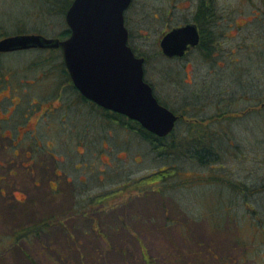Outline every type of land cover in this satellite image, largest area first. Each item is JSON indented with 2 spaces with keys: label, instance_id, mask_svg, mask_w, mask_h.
I'll return each mask as SVG.
<instances>
[{
  "label": "rangeland",
  "instance_id": "rangeland-1",
  "mask_svg": "<svg viewBox=\"0 0 264 264\" xmlns=\"http://www.w3.org/2000/svg\"><path fill=\"white\" fill-rule=\"evenodd\" d=\"M197 1L133 0L125 12V26L129 31L128 45L147 59L145 79L163 102L174 108L189 104L190 108L200 110L196 119L212 117L219 111L241 115L242 118H232L223 124L226 132L222 131L219 136L224 142L220 147L230 149L219 150L223 159L219 162L223 168L215 162L213 167L209 165L207 168L194 162L177 161L180 170L204 178L207 176L206 179L186 184L171 179L165 184L168 188L163 189V194L160 193L161 184L157 185L159 192L134 190L140 181L145 180L143 178L150 177L167 162L155 158L134 134L127 135L119 128L108 129L99 114L92 115L78 102L73 105V91L67 85L62 113L64 130L61 132L64 147L54 152L46 146L44 156L48 159L55 154L59 159L64 156L65 172L76 179L73 186L76 189H71L72 193L68 195V187L64 184V194L67 195L55 199L48 194L49 185L42 183L41 187L29 190L35 191L39 198L26 200L27 205L16 199L0 197V264H65L59 258L60 254L67 259V264H148L143 253L149 264H236L235 260L240 264L238 258L243 249L239 246L245 247L248 257L256 255L260 237L252 230H261L258 233L262 234L263 229L254 224L249 226L247 219L255 216L234 192L239 191L237 185H223L212 178L223 176L234 183L246 184L250 189L264 185V110L256 109V106H264V0H211L220 16L214 27L218 50L209 59H204L197 51L184 59L165 58L159 45L163 35L168 28L189 23L194 17ZM48 2L0 0L1 32L15 31L20 25L27 26L28 31L58 36L68 28L59 12H64L71 0ZM39 59L37 53H16L0 56V66L5 68L3 73L6 74L10 66L16 68L23 64L18 72L35 76L34 69L40 68V63L33 62ZM54 66L52 64L50 69H56ZM42 79L45 83H39L47 86L45 78ZM35 80L25 83L32 87ZM53 84L50 74L48 89L54 92ZM247 109L251 114H247ZM186 118L194 120L189 116ZM75 123L77 127L90 125L92 128L90 132L77 130ZM185 126L186 122L178 125L176 134L179 139ZM72 129L76 130L73 134ZM56 135L53 130L50 138L55 141ZM233 142L234 147H231ZM77 143L82 146L77 148ZM214 158L218 159L216 155ZM79 164L81 169H75L74 166ZM79 176H88V183H80ZM99 177L105 180V185L131 181L133 190L124 197L98 205L96 211L89 208L86 215L70 210L92 204L90 198L94 192H101ZM110 177L113 178L109 180ZM175 184L176 187H170ZM255 194H250L248 201L253 208L264 209V190L259 192L260 195ZM16 196L23 200L22 195ZM13 203L15 208L12 207V211L8 207ZM63 203L65 209L58 210ZM224 205L235 215V220H229L224 214ZM27 207L29 210L25 213ZM34 208L39 215L32 216ZM57 212L62 214L57 218L60 224L62 220L63 226L57 227V218L47 215ZM41 213L47 215L43 223L30 225V219L43 216ZM221 213L225 215L221 226L223 233L216 232L220 229L218 217ZM91 218L101 225L96 230L91 229ZM47 224L53 228L50 239H31L34 235L48 236ZM187 225H191L189 228L196 240L186 241L189 233H185L184 228ZM137 239H140L143 250ZM256 263L264 264V259L257 257Z\"/></svg>",
  "mask_w": 264,
  "mask_h": 264
},
{
  "label": "flooded vegetation",
  "instance_id": "flooded-vegetation-1",
  "mask_svg": "<svg viewBox=\"0 0 264 264\" xmlns=\"http://www.w3.org/2000/svg\"><path fill=\"white\" fill-rule=\"evenodd\" d=\"M198 17H200V19L196 20ZM219 18H220L219 13H217V11L215 10L213 1L211 0L197 1L193 19L189 23L179 24L173 27L172 29L168 28L167 32L163 35V37L173 29L181 28L187 25H193L196 27L198 31L199 43L194 47L189 46L186 54L183 57H174L168 59H184L195 51L199 52L204 59L211 58L214 51L218 50V48L216 49L215 46L217 35H215L216 32L214 31V27L216 23H218ZM64 19H65V23L67 24L66 15ZM16 27L17 30L9 33L1 32L0 29V41L8 38L19 37V36H30V35H40L47 39L64 41L71 36V31L69 27L67 28L69 30V35L65 38L60 37V34H62L63 31L60 34H58V36L56 37H52V35H49L50 36L49 37L48 35L43 34L42 31H33V32L28 31L27 26L22 27L19 25ZM203 33L205 35H203ZM16 53H24V54L37 53L40 59L39 61L33 63L34 64L40 63V68L34 69V72H37L35 76H29L23 74L21 75V73L18 72L19 68L24 67L23 64L16 68L10 66L11 68L8 69L6 74L3 73L5 71V68H1L2 65L0 66V197L3 198L9 197L12 199H16L20 204L27 205L26 200L28 201L32 198H39L37 197V193L35 191L33 192L29 190H32V187L39 188L41 187L40 185L44 183V184H48L50 187V192L48 194H51V196L54 197L55 199H60L62 198V196H65L67 194L70 195V193H72V191H70L71 189L75 191L76 188H74L73 186H75L76 184V179L73 176L66 174L63 166L64 156L61 157L62 159H59L58 155L55 154L56 156H53L50 159L45 158L44 152L46 150H44V147L49 146V148L52 149L54 152L58 151L59 148L62 147L63 149L64 147L63 145L64 138L62 133L64 130L63 124L65 118L64 116H62L63 115L62 113H64L63 100H64V92L67 85L73 91L72 95H74L73 96L74 99L71 101L73 105H75V102L82 104L92 115L99 114L100 116L101 113H104L105 115H110L115 112L106 110L98 106L94 102L86 99L77 90L71 79L70 73L66 68L61 48L36 47V48L17 49L7 52H0V56L8 57ZM134 54L138 58L145 59L144 67H146L147 59L145 57H142L139 54V52L138 53L134 52ZM161 54L163 55L162 49H161ZM52 64L55 65L54 67L56 69L54 68L50 69V66ZM4 66L7 65H3V67ZM66 73L70 81L67 80V77L65 76ZM50 74L51 77H53L54 79V84H55L54 92L53 90L48 89L49 88L48 78ZM42 77L45 78L47 86L45 84L42 85L41 83H39L40 81L44 82ZM30 80L32 81L35 80L34 81L35 84L32 87H29L27 83H25V81H30ZM145 81L148 82L146 79ZM152 88L154 95L156 96L155 89L153 86ZM51 91L53 92V94H50ZM179 118L180 117L178 116L176 125L179 121ZM75 126L77 127L76 123ZM91 128L92 126L90 127V125H84L82 127L81 126L77 127L76 129L77 130L82 129L85 132H90ZM53 130H55L58 135L55 136L56 143L53 139L50 138V133ZM71 132L73 134L76 132V130L72 129ZM76 146L78 148L82 146V144L77 143ZM76 150L78 151V149ZM85 164L88 165V168L90 167L88 163ZM107 165L110 166V163ZM80 166L81 164L75 165L74 168L79 170L81 169ZM161 169L162 168L158 169L156 173H158ZM103 172L105 176L108 175L106 171H102V173ZM85 173L86 171H84V174ZM78 178L80 183L82 184L88 183L89 180L88 176L85 177L79 176ZM111 179L112 177L109 178V180ZM104 183L105 180L99 177V188L101 189V192L99 193L94 192L92 198L89 197L91 200L96 199L97 196L103 194L118 195L119 190H122L121 197H124L125 195L128 194L127 191H128L129 181L113 182L111 183L114 184L113 187L110 186L111 184L105 185ZM120 183H122V186L118 188ZM64 184H66L68 187L66 190L67 194H64L65 192ZM52 185H55V187H52ZM106 187L108 189L110 188V190L104 191ZM17 194L22 195L23 200H18L16 196ZM48 196L50 195H47V198L52 200V197H48ZM118 198L120 197H116V199ZM64 206H65L64 203L60 204V208L58 210L63 211L65 209ZM12 207L15 208L14 203L10 204L8 209H11ZM20 208L22 209V207ZM89 208H92V211L93 210L96 211L98 207L96 204L93 205L90 204V205H86L85 207H77V208L72 207L70 210H73L76 213L80 211L79 214L86 215L89 214L87 212ZM42 209L47 210L48 208H42ZM11 210L13 211V209ZM28 210L29 207H27L25 213H27ZM36 211L37 208H34L32 216L34 214L35 216L39 215ZM41 215L43 216L31 218L29 221L30 225H32L33 222H36L39 219L42 222L44 217L47 215H52L55 217L62 216L60 212L50 213V214L47 213V215L41 213ZM91 219H92L91 229L93 227V230H96L95 229L96 227L101 226L99 222L97 224L95 218H91ZM60 225L63 226L62 220ZM58 226L59 225H57V227ZM33 228L34 227H32L31 230ZM63 228L61 229V231H64ZM32 238L38 239L39 237L37 235H34L31 237V239ZM31 239H29V241H31ZM235 262L236 264H238L237 261Z\"/></svg>",
  "mask_w": 264,
  "mask_h": 264
},
{
  "label": "water",
  "instance_id": "water-1",
  "mask_svg": "<svg viewBox=\"0 0 264 264\" xmlns=\"http://www.w3.org/2000/svg\"><path fill=\"white\" fill-rule=\"evenodd\" d=\"M132 0H73L66 13L71 36L64 40L40 35L0 41V52L17 49L61 48L64 62L77 90L98 106L126 116L148 132L164 138L172 133L178 116L161 105L145 81V59L128 45L125 12ZM199 43L195 26L167 33L161 40L167 58L183 57Z\"/></svg>",
  "mask_w": 264,
  "mask_h": 264
},
{
  "label": "trees",
  "instance_id": "trees-1",
  "mask_svg": "<svg viewBox=\"0 0 264 264\" xmlns=\"http://www.w3.org/2000/svg\"><path fill=\"white\" fill-rule=\"evenodd\" d=\"M56 1L49 0L48 4L55 3ZM72 2L73 0H71L67 8H65L64 12H59L63 18H65V15L68 9L70 8ZM202 15H203V12H202ZM198 19H200V17H198L196 20ZM64 24L66 25V23ZM204 33L203 35H205ZM68 35H69V30L64 28L63 33L60 34V37L65 38ZM65 76L67 77V80H69L67 73L65 74ZM155 97L157 98V100L159 101L161 105L165 106L166 108H168L169 110H171L173 113H175L177 116L180 117L174 131L168 137H164V138L158 137L148 132L144 128H142L139 123L133 120H130L127 117L120 115V114L112 113L110 115H105L104 113H101V115L99 116L101 120L105 122L108 129L114 130V129L119 128V130H124L127 133V135L134 134L135 136L138 137V139L143 145L145 144L150 149V151L155 155V158L160 159L162 162H165V163L167 162V164L162 165V169L158 173H156L155 171V173H152L150 177L143 178L145 180L143 182L140 181L139 184H137L138 187H136L134 190L139 191V189H141V191L144 192L146 190L153 189V191L159 192V190L157 191L156 189H157V185L161 184L162 189L160 193L163 194L164 193L163 189L168 188L167 186H165V184H167L169 180L171 179L178 180L176 182L178 183L181 182L185 184L187 182H194L195 180L198 181V180L206 179L207 176L204 178V176L193 175L191 171L180 170L177 166V161L194 162V163H197L207 168L209 165L213 167V164L215 162L217 166H220L223 168V165L221 166L219 162L223 160L222 155L220 154L219 150L220 149H221L220 151L230 150L227 147H225L224 150H223V147H220L221 145H224V142L219 140L220 139L219 136L222 134L221 133L222 131L226 132V130L222 128L223 124L225 121L230 120L232 118H236V117L239 118L241 117V115L235 112L232 113V112L219 111L216 114H214L212 117H209V118L203 117V118L196 119L199 116L198 114L200 113V110L193 108V107L190 108L189 104L187 105V103H185V106L182 108H174V107H171L168 103L163 102L157 95ZM256 109L259 111L264 110L263 104L260 105L259 107L256 106ZM246 112H248L247 114L249 113L251 114L250 109L249 110L247 109ZM186 116H189L190 118H194V120L188 121ZM181 122H186V126L183 127V131L179 135L181 136V138L179 139L178 135L176 134V130L178 129V125ZM213 126H216L215 127L216 129ZM215 137H217L216 140H215ZM214 143L216 144L214 145ZM232 144H230V146L234 147L235 143L233 142ZM215 155L217 156L218 159L214 158ZM212 180L220 181L223 185L228 184L229 186L233 185L235 187L237 185V188L239 191L235 190L234 192L240 195L241 199L244 202V206L245 207L248 206L249 210H251V212L253 213L252 215L255 216L253 219L252 218L247 219L249 226H252V224H254V225L260 226L261 229H263L262 234L258 233L261 230H258L257 232L252 230L253 233H256L257 236L260 237V243H259L260 246H259V249L256 251V255L254 257L252 258L248 257V254L245 251V247L239 246V248L243 249V251H241L240 253L241 257L238 258L240 259L239 263L240 264H251V263L254 264L255 259H257V257L264 259V209L257 210L256 208H253V206H251V203L248 201L250 194L252 195L256 193L257 195H260L259 192L264 190V185H262L261 188L250 189L246 184L243 185L242 183L241 184L234 183L226 179L223 176L213 177ZM136 182H138V180ZM121 186H122V183L119 184L118 188H120ZM130 187H131V181H129L127 193L133 190ZM170 187L172 188L176 187V184L171 185ZM104 191H108V190L105 189ZM121 192L122 190H119L118 195H107V194L99 195L97 196L96 199H92V205L96 204L98 206L102 203L107 204L110 199L121 197ZM224 209H226V213L223 210L222 211L228 217L229 220L236 219L235 215L230 213V210L227 209V206L224 205ZM225 215L222 214L221 217H218L219 223H220V229L219 231H216V232L220 233L223 230L221 226L224 225L222 223L224 221ZM53 218H57V217H53ZM58 221H59V218H57V221L55 223L56 225H60ZM33 223H34L33 226H35V225H38L39 223L42 224L43 222L36 221ZM190 226L191 225H187L184 228V232L187 234L189 233L186 236L187 237L186 241L187 239H189L190 241L194 239L192 230L189 228ZM46 230H48V236L43 234L42 236H38V237L39 238L47 237L46 239H50L53 235V228H51V226L47 224ZM33 233H35V231H33L32 234ZM137 240H138V243L140 244L141 249L143 250L140 239H137ZM208 251L210 252V254L212 253L210 250ZM143 256L145 257L146 262H148L149 264V261H147L144 253H143ZM59 258L62 261H64L65 264H67V260H65L66 258L64 256L60 254ZM234 262L232 261V263Z\"/></svg>",
  "mask_w": 264,
  "mask_h": 264
}]
</instances>
